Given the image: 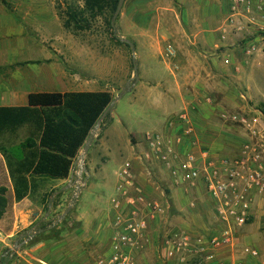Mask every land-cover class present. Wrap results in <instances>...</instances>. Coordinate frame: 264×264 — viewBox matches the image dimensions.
<instances>
[{"label": "crops", "instance_id": "crops-1", "mask_svg": "<svg viewBox=\"0 0 264 264\" xmlns=\"http://www.w3.org/2000/svg\"><path fill=\"white\" fill-rule=\"evenodd\" d=\"M16 1L20 2H17L13 9L0 8V107L59 106L63 104L66 93L103 92L101 86L97 87L91 83L93 63L96 71L101 73V59L96 57L93 61L92 47L87 41L63 27L54 5L52 4L51 8L45 0ZM181 1L180 10L169 7L174 14L169 20L172 24L163 34L160 31L153 34L151 24L145 21L133 27V31L138 32V41L135 42L138 56L140 57V50L146 46V39L150 43V47H147L152 49L150 58L159 67L162 63L167 64L172 78L167 81L157 73L150 78L147 76L144 80L151 85L163 86V91H152L157 104L153 111L157 115L149 114L148 127L151 130L109 133V124L116 111L114 106L113 111L102 121L86 155L91 174L102 171L104 164L110 159L116 164H122L127 153L131 155L133 150L144 149V137L148 133L157 132L165 136L182 133V124L175 123L173 128L170 127L171 119L177 115L170 116L173 108L180 102L185 106L189 104L183 91H218L217 94L228 97L232 91H237L242 82L243 85L247 82V85L251 86L254 81L260 80V74L264 72V11L255 8L250 13L242 10L233 14L231 0ZM49 16L51 18L46 20L45 17ZM51 24L53 30L48 28ZM2 30H8V35L4 37ZM38 35L43 46L45 42L50 43L51 48L48 49L51 53L47 57L24 61L12 59L13 55L26 54L30 49L41 46L39 41L34 39L38 38ZM14 37L21 39L14 40ZM165 42L177 51V57L173 58L172 62L180 65L182 60V68L186 71L185 78L182 79L187 80L186 85L179 82L178 77L181 75L169 67L170 61L163 56ZM3 58L5 60H2ZM172 91H178L179 94L173 95ZM200 94L204 95V92ZM192 107L195 122L192 121L195 127L192 136L216 156H235L246 137L237 135L227 123L218 119L216 113L222 111L223 106H209L201 102L198 107ZM26 138L27 129L19 130L17 142L21 143ZM188 146L186 141L182 149ZM100 150L111 154L102 160V167L96 163ZM132 158L134 157L129 156V159ZM136 169L137 179L146 195L156 199L164 207L153 193L154 187L148 186L145 179L139 176L138 165ZM0 176L4 179L1 185H5L14 193L7 161L1 152ZM55 182L57 186L65 184L62 187L65 194L73 192L75 195L80 179H73L71 173L67 180ZM56 195L57 193L54 194ZM89 196L93 205L101 202L99 197L92 194ZM254 212L256 220L264 216V197L258 199ZM40 216L41 211H35V205L29 198L13 200L9 204L8 210L0 217V262L40 264L44 261V242L31 247L26 245L31 234L40 232L37 228L48 218V214ZM112 216L113 213L109 212L106 217L104 211L100 210L82 215V227L69 234L68 246L60 248L57 264H102L101 259L109 257L112 253ZM251 224L241 229L236 248L221 251L219 259L222 264H264V253L261 259L243 253V248L252 244L246 240ZM138 262L174 263L172 260H164L158 252L157 233L152 234L146 249L138 256Z\"/></svg>", "mask_w": 264, "mask_h": 264}, {"label": "rangeland", "instance_id": "rangeland-1", "mask_svg": "<svg viewBox=\"0 0 264 264\" xmlns=\"http://www.w3.org/2000/svg\"><path fill=\"white\" fill-rule=\"evenodd\" d=\"M17 2L20 1L0 0V8L13 9ZM45 2L51 8L53 4L57 13V8L66 9L72 3H74V5L82 4V0H45ZM181 2V0H125L122 11L115 21L116 29H110L108 24L110 21L112 24L115 12L111 18L110 15L107 14L105 17H100L90 22L89 28L85 30L71 31L75 35L80 36V38L85 39L87 44L92 47L93 61L96 57L101 59V73L96 71L95 63H93L91 83L97 87L101 86L100 88L104 91H111L114 99L122 93L124 88L128 90V92L115 104L116 111L109 124V133H119L126 130H131L132 132L141 130L145 132L151 130L150 127H148L149 114L152 113L153 115H157V113L153 111L157 104L155 102L156 97L152 95V91H163V86L161 84L151 85L145 83L144 80L147 76L150 78L157 73L167 81L172 78L170 77L171 74L170 70L167 68V64L162 63L159 67L150 58L149 55L152 49L148 48L150 47V43L146 39L144 40L146 46L140 50L141 55L140 57L138 56L139 51L137 49V43H135L138 41V32L133 31V27L145 21V23L151 24L150 29L153 31V34H155L156 31H160V33L163 34L166 28L172 24L169 20L172 19L171 17L174 14L169 7L180 10V6L182 5ZM50 18L51 16L45 17L46 20ZM48 28L53 30L54 27L51 24ZM8 32V30L1 31L4 37L8 35ZM114 37L121 42L119 43ZM15 39L20 40L21 38L14 37V40ZM34 39H36V41L38 40L41 46L30 49L26 54L19 53L13 55L12 59L24 61L47 57L51 53L49 50L51 48L50 43L45 42L43 46L42 39L39 35L38 38ZM122 39H128L134 44L135 55H133L130 45L125 43ZM166 44H168V42L163 43L164 49L169 46ZM2 60H5V58ZM170 62H168L169 67L181 75L178 77L179 82L186 85L187 80L184 81V79H182V77L185 78L184 74L186 75L185 68H182V60L180 65H175L172 60H170ZM135 63L138 65V81H136L135 76ZM258 76L259 74L257 78ZM245 78L247 79V77ZM242 83L240 86L238 85L237 91H232V94L228 97H225L226 95L217 94L218 91H183L187 95L189 104L185 106L180 102V104L173 108L170 117L176 116L184 110H187L189 114L191 113V119L194 122L192 114L194 108L192 106L198 107V104L200 105L201 102L209 106L221 105L223 106V110L216 113L217 116H219L218 119L227 123L229 128L231 127L234 132H237V135L241 134L245 138L246 133L244 130L238 124L223 118L222 115L226 113L227 115L241 114L258 116L261 117L264 124V72L260 74V80L254 81V84H251V86H249V84L247 85V82L246 85ZM187 85L192 87L191 84ZM203 92L204 95H201L200 93ZM172 93L173 95L179 94L178 91H172ZM262 135L264 140V125ZM143 152L144 149H137L133 150L131 155L127 153L122 164L129 160V156L134 157L132 159L135 160L137 156ZM219 155L221 154L219 153ZM108 156H111L108 151L100 150V155H97L96 158V163H99V167L103 166L104 163L102 164V160ZM88 161L89 159L85 157V170L82 176H79L80 174L78 175V172L80 173L81 168L78 156L72 172L73 179H80L82 183H86L82 190V192L85 191L86 193L81 192L80 195L74 199L73 192L65 194V191L62 190L65 184L57 186L55 182L56 184H54L56 187L54 185L55 188H53V191L58 190L56 192L57 195H53L51 198L48 209L39 203L40 199L37 200L36 203L32 201L35 205V211H41L40 217L48 214V218L37 228V231L39 230L40 232H37L29 244H26L28 247H31L39 242L45 243V247L43 248L44 252L42 254V256L44 255V261L40 264H57L59 262L60 248H67L68 246L67 237L69 234L71 235L77 232L83 225V221L80 219L82 215L91 214L96 212V210L104 211L106 217L107 214L109 216V212L110 214L113 213L110 199L115 194V187L118 179L117 173L121 163L116 164L110 159L104 164V167L101 169L102 171L99 170L91 174ZM146 163L148 169L151 170V174H149L146 169H142L143 167L141 164H138L140 167L139 176L145 179L148 186L152 185L154 187L153 193L156 195L157 199L164 204L165 208V212L161 215L160 221L155 230H153V233L162 235L165 232L180 230L189 232L199 231L201 233L207 232V230L212 227V214L210 212V197L203 192V189L198 187L185 191L182 187H176L167 177L166 172L158 164L152 162ZM2 183H4V179L0 176V185ZM89 194L99 197L101 202L93 205ZM57 196L59 197L57 198ZM72 200L75 201L72 208L68 214L63 217L68 207L71 205ZM54 203H56V206H53ZM167 203H169L170 206H168ZM192 204H194V206ZM107 219L109 220V218ZM251 223L248 228L249 236L246 240L252 243L248 245L249 247L259 251V256L253 257L261 259L264 253V216H261L258 220L253 219ZM103 259H106V257H103Z\"/></svg>", "mask_w": 264, "mask_h": 264}, {"label": "built area", "instance_id": "built-area-1", "mask_svg": "<svg viewBox=\"0 0 264 264\" xmlns=\"http://www.w3.org/2000/svg\"><path fill=\"white\" fill-rule=\"evenodd\" d=\"M231 2L233 14L242 10L250 13L255 8L264 11L263 0ZM163 56L172 60L176 57L175 48L167 46ZM222 117L238 124L246 133V140L235 156H216L202 146L192 136L195 127L189 112L184 110L170 122L171 128L175 123L182 124V133L146 134L144 152L121 164L115 194L110 199L112 253L101 260L102 264H139L138 256L146 249L165 212L161 203L146 195L137 179L138 164L150 172L146 162L158 164L174 186L185 191L201 187L210 197L212 227L207 232L180 230L157 234L158 252L164 260L177 264H222L221 251L238 246L241 229L253 221L257 201L264 197V124L258 116L224 113ZM186 141L189 146L183 150ZM85 185L78 182L77 190ZM35 235L33 232L26 244ZM243 253L259 256V251L249 246L243 248Z\"/></svg>", "mask_w": 264, "mask_h": 264}, {"label": "trees", "instance_id": "trees-1", "mask_svg": "<svg viewBox=\"0 0 264 264\" xmlns=\"http://www.w3.org/2000/svg\"><path fill=\"white\" fill-rule=\"evenodd\" d=\"M118 3L82 0L81 5L72 3L66 9H57L66 30L80 31L107 14L113 17ZM108 24L113 30L111 21ZM113 100L109 91L70 92L59 106L0 107V152L14 186L12 193L0 185V217L13 200L29 198L36 203L40 199L39 203L48 209L58 191H53L55 181L70 177L92 130ZM23 128L27 129V138L18 143V132Z\"/></svg>", "mask_w": 264, "mask_h": 264}, {"label": "water", "instance_id": "water-1", "mask_svg": "<svg viewBox=\"0 0 264 264\" xmlns=\"http://www.w3.org/2000/svg\"><path fill=\"white\" fill-rule=\"evenodd\" d=\"M124 3H125V0H119L118 6H117V9H116V13H115V15H114V17H113V20H112V26L114 27V29H116V28H115V21H116L117 17L119 16V14L121 13ZM122 40H123L125 43H127V44L130 45V47L132 48V51H133V55H135L134 44H133L131 41H129L128 39H122ZM134 69H135L136 81H138V80H139V73L137 72V69H138V65H137V63L134 64ZM127 92H128V90H126V88H124V90L122 91V93L112 101V103L110 104V106L107 108V110L104 112V114L102 115V117L99 119L97 125H96V126L94 127V129L92 130V132H91L89 138L87 139V142H86L85 146L83 147L82 153L79 155V159H80V168H81V170H80L81 175L83 174V172H84V170H85V169H84L85 157H86L87 153H88L89 150H90L91 144H92V142H93V140H94V137H95V135H96L97 130L99 129V127H100L102 121L104 120V118H105L110 112L113 111L114 106H115V104L118 102V100H119L121 97H123ZM81 175H80V176H81ZM82 190H83V189H79V190H77V193L74 195V199L77 198V197L80 195V193L82 192ZM74 202H75V201L72 200L71 205L68 207V209H67V211L65 212V214L63 215V217H65V216L68 214V212H69L70 209L72 208ZM10 250H11V249H10ZM13 251H14V250H13ZM13 251H12V252H13Z\"/></svg>", "mask_w": 264, "mask_h": 264}, {"label": "bare ground", "instance_id": "bare-ground-1", "mask_svg": "<svg viewBox=\"0 0 264 264\" xmlns=\"http://www.w3.org/2000/svg\"><path fill=\"white\" fill-rule=\"evenodd\" d=\"M79 174L81 175V172Z\"/></svg>", "mask_w": 264, "mask_h": 264}]
</instances>
